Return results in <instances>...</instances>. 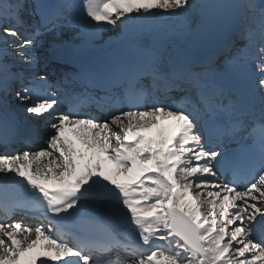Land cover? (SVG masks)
I'll return each instance as SVG.
<instances>
[{
  "label": "snow or ice",
  "instance_id": "1",
  "mask_svg": "<svg viewBox=\"0 0 264 264\" xmlns=\"http://www.w3.org/2000/svg\"><path fill=\"white\" fill-rule=\"evenodd\" d=\"M196 7L0 0V264H264V0L230 5L222 71L177 63L160 39L162 21L187 30ZM109 26L125 29L134 58L53 81L55 45L39 37ZM9 97L36 123L10 118ZM24 209L47 223L14 221Z\"/></svg>",
  "mask_w": 264,
  "mask_h": 264
},
{
  "label": "bare ground",
  "instance_id": "2",
  "mask_svg": "<svg viewBox=\"0 0 264 264\" xmlns=\"http://www.w3.org/2000/svg\"><path fill=\"white\" fill-rule=\"evenodd\" d=\"M198 10H199V12H198ZM198 10L196 11V12H198L197 19L193 20V21H196V27H194L195 22H193V24H191L190 28H188L187 30L181 29L180 27H178V21L169 20V21H165V22L162 21L161 22L159 35H160V37L161 36H165V37L168 36L167 37L168 38V44L166 43L168 46L166 44L165 45L171 51V53L173 55V59L176 62L177 61H184L186 63L193 64L194 66H197L199 63L202 62L200 59L193 62V57H195V53L197 52V48H196V46L195 47L191 46V44H192L191 40L196 39V43H197L199 38L203 34V31H202L203 18L200 15V9L199 8H198ZM161 15L167 16V13H164L161 10ZM171 25L177 26V27L173 28V27H171ZM75 31L76 30H74V29L66 28L59 35H55V34H51V33H45L44 35L39 37V40L43 43L49 42L47 44V46H49L50 44H53V43L59 44V41H61L62 39H63V41L66 40L63 42V44L58 45L60 51H64L65 50V47H64L65 44H68V45L73 46V47L83 48V49H97V48H105V47L113 48V47H115L116 43L118 41H120L121 39L129 38L125 32V29H123L122 27L109 26L106 30L101 32L97 37L92 38V39H84V38L78 37L75 35ZM57 36H60V37L58 39H56ZM180 37L184 38L182 42L180 41ZM54 39H56V41ZM50 42H53V43H50ZM175 43H177L176 46L172 45ZM222 51H223V49L221 51L211 55L205 61L208 64H211L212 67L216 68L218 71H222L223 65H224V61H223V59H221L222 58L221 57ZM53 68H54V63H51L50 68H49V74L51 76H52ZM217 76H218V79H220L222 81V86H224L226 88L231 87V80H230L228 75H217ZM206 78L211 79V75H209ZM15 106H16V108L14 110H10L9 113H12L14 116L18 117V119L23 118L24 121L28 120V119H33L29 114H27L24 111V108L22 105H18L16 102ZM0 112L3 113L4 109L0 108ZM25 122H29V121H25ZM30 122H35V121L30 120ZM38 143H40L39 140L34 142V145L32 146L33 150H35V148L37 147L36 145H38ZM42 145L44 146V141H43ZM233 147H236V145L233 144ZM217 178H218L219 182L227 183V181H226L227 178H222L219 174H217ZM24 217L25 218H23L22 222L25 224H28V225H36V222L39 223L40 221H46L44 216L41 219H36L35 217H32V218H29L26 216H24ZM77 219H82V218L77 217V218L73 219L72 221L77 220ZM72 221H70V222H72Z\"/></svg>",
  "mask_w": 264,
  "mask_h": 264
},
{
  "label": "water",
  "instance_id": "3",
  "mask_svg": "<svg viewBox=\"0 0 264 264\" xmlns=\"http://www.w3.org/2000/svg\"><path fill=\"white\" fill-rule=\"evenodd\" d=\"M240 0H205L201 5L203 34L198 47L203 57L215 53L233 37L236 10L230 5Z\"/></svg>",
  "mask_w": 264,
  "mask_h": 264
},
{
  "label": "rangeland",
  "instance_id": "4",
  "mask_svg": "<svg viewBox=\"0 0 264 264\" xmlns=\"http://www.w3.org/2000/svg\"><path fill=\"white\" fill-rule=\"evenodd\" d=\"M204 1V0H203ZM202 0H193V3L194 4H196L197 5V7H196V9L193 11V10H190V14H191V17H192V20H194V19H197V16H198V12H199V10H198V8L200 9V5H201V2H203ZM198 10V12H196ZM165 21H169V20H165ZM164 21V22H165ZM195 22V24H194V27H196V21H194ZM193 24V23H192ZM171 27H173V28H176L177 26H173V25H171ZM60 36H57L56 37V39H58ZM162 37H164V36H162ZM161 37V38H162ZM168 37V36H167ZM164 38H166V37H164ZM182 37H180V41L182 42L183 41V39L184 38H182ZM56 39H54L55 41H56ZM167 40H168V38H166ZM64 41H66V40H64ZM192 41V44H191V46H193V47H195V46H197V43H196V39H193V40H191ZM168 42V41H167ZM49 42H46V43H43L42 42V44H43V46H44V48H45V46L48 44ZM50 43H53V42H50ZM178 43V42H177ZM177 43H175V44H172V45H175L176 46V44ZM168 44V43H167ZM166 44V45H167ZM168 46V45H167ZM44 49H42V51H43ZM34 121L33 119H28V120H25V121ZM42 139V138H41ZM42 143H43V139H42ZM42 143L40 144V145H38L37 147H39V146H43L42 145ZM13 220L14 221H23V219H22V217L21 216H14L13 217ZM36 222V221H35ZM36 224H37V222H36Z\"/></svg>",
  "mask_w": 264,
  "mask_h": 264
}]
</instances>
